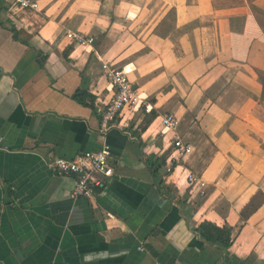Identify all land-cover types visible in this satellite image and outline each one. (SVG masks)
<instances>
[{"label": "crops", "instance_id": "1", "mask_svg": "<svg viewBox=\"0 0 264 264\" xmlns=\"http://www.w3.org/2000/svg\"><path fill=\"white\" fill-rule=\"evenodd\" d=\"M38 8L40 21L15 24L0 0V264H264V200L241 216L264 195V0ZM66 31L94 41L73 44ZM102 63L128 70L155 118L125 108L101 130L93 101L112 96ZM79 88L92 105L73 99ZM162 113L192 145L170 172ZM102 145L113 176L91 197L71 198L74 178L50 163ZM203 221L230 228L226 249L200 237Z\"/></svg>", "mask_w": 264, "mask_h": 264}, {"label": "built area", "instance_id": "2", "mask_svg": "<svg viewBox=\"0 0 264 264\" xmlns=\"http://www.w3.org/2000/svg\"><path fill=\"white\" fill-rule=\"evenodd\" d=\"M5 11L13 23H23L26 16L32 15L39 19L38 0H2ZM65 35L71 39L73 44H87L89 47L93 43L92 36H87L79 32L66 31ZM102 70L107 79L109 90L112 96L108 101H93L97 115L100 117L102 131H106L109 126L121 123L123 110L129 109L131 112L152 111V105L147 101V96L138 92L128 79V70L124 67H115L110 63H102ZM178 118L172 113H162L159 115V130L157 133L165 136L171 132L169 162L166 171L170 172L173 162L179 164L186 155L192 151V145L183 140L177 133ZM112 153L110 147L102 145L96 150H87L74 155L71 158L56 156L50 163V168L56 176H71L75 180L74 189L70 197H91L98 189H104L108 179L113 174L111 163ZM195 175L188 173L186 180L188 183L196 182ZM142 250V247H138Z\"/></svg>", "mask_w": 264, "mask_h": 264}, {"label": "trees", "instance_id": "3", "mask_svg": "<svg viewBox=\"0 0 264 264\" xmlns=\"http://www.w3.org/2000/svg\"><path fill=\"white\" fill-rule=\"evenodd\" d=\"M9 30L12 33V36L15 40H18L22 43H27L30 35L24 33L21 29H17L13 24L9 25ZM71 47H68L69 50ZM73 99L82 105H92L93 97L85 88H79L73 94ZM89 100V101H87ZM156 114L154 111L147 113L144 117L146 121L150 122L153 118H155ZM264 200V195L259 192L255 196H253L250 202L242 209L241 216L242 218H246L250 213H252L258 205ZM195 230L198 232L200 237H202L205 241L218 244L222 249H226L231 242V233L230 228L227 226H217L212 222L203 221Z\"/></svg>", "mask_w": 264, "mask_h": 264}, {"label": "rangeland", "instance_id": "4", "mask_svg": "<svg viewBox=\"0 0 264 264\" xmlns=\"http://www.w3.org/2000/svg\"><path fill=\"white\" fill-rule=\"evenodd\" d=\"M188 183V182H187ZM188 184H190V183H188Z\"/></svg>", "mask_w": 264, "mask_h": 264}]
</instances>
